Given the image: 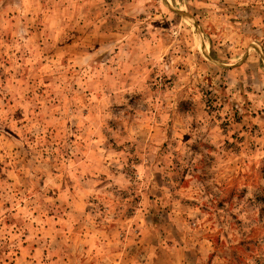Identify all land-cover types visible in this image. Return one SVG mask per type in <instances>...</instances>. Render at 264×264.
Returning <instances> with one entry per match:
<instances>
[{"label": "rangeland", "instance_id": "1", "mask_svg": "<svg viewBox=\"0 0 264 264\" xmlns=\"http://www.w3.org/2000/svg\"><path fill=\"white\" fill-rule=\"evenodd\" d=\"M164 2L168 6L167 0ZM31 3L32 0H5L4 6L0 7V32L14 39L17 47L23 45L27 48L26 51L23 48L17 51L10 42H5L0 51V80L13 88L17 85L39 86L35 94L42 97L45 106L43 124L46 129L38 136H26L27 143L20 147L16 142L21 140L22 132L18 129L22 125L16 123L14 129L11 122L24 120V109L17 108L8 121L0 120V264H146L152 251L156 253L152 264H156L157 257L161 255L159 244H167L171 248L174 240H181L185 233H195L201 228L216 230L205 236L210 250L204 256L209 264H238V253L246 248L251 249L248 259L252 264H264V157L257 155L248 171H241L237 178L227 183L217 184L215 188H200L199 176H191L188 168L181 171V162L189 152L199 154L202 149L209 152L215 149L210 139L198 142L189 133H184L172 145L171 164L167 163L165 152L163 157H158L159 163L149 158V163H154L159 169L157 171L147 169L139 157H129L125 167L118 169L110 160L113 153L123 151L122 146L112 140L105 143L102 128L100 134L81 133L100 124L105 113L109 116L123 113L124 101L128 100L129 94L125 93L123 99L112 96L104 101L93 92L90 98L95 97L101 104H107L104 112L90 111L87 107L74 110L76 105H83L86 101L70 85V76L66 73L70 66L78 71L84 65L92 66L82 51H76L88 46V32L78 27L79 41L70 39L66 44L56 46L54 54L30 43L32 30L26 18L30 15ZM109 4L111 0H104L103 5L96 4L91 16L100 36H104L106 31L110 33L106 46L108 43L118 45L112 49V55L108 52L103 54L111 63L113 55L121 52L120 45L125 51L128 49L125 41L129 33L117 28L116 22L103 11L104 5ZM168 7L176 15L171 21L166 17L153 20L152 27L157 31L172 30L184 14L183 9ZM244 11H251V8L245 7ZM216 15L222 16V13ZM236 20L237 17L229 16L227 22L235 26ZM215 27V24L211 25L212 31ZM221 31H224L223 26ZM241 32L242 35L237 33L241 44L249 35L257 39L256 34L243 28ZM14 33L17 35L13 36ZM140 39L143 40L142 37ZM231 44V40L220 44V51H217L212 47V40H209L207 48L201 42V50L212 61L211 71L219 77V84H212V75H205L203 80L216 88L217 95L221 92L229 94L228 85L233 78H236L237 88L245 89L240 93L244 98L243 106L233 99L231 114L223 113L227 100L219 105L223 118L217 114L216 119L225 133L231 121L240 124L247 115L241 114V107L252 106L247 94L257 98L264 95V43L258 41L253 44L249 40L246 46L238 45V58H234ZM146 46L152 47L148 42ZM92 47L100 48V44H92ZM254 55L258 58L253 59ZM95 59L97 65L104 67L103 58ZM116 59L119 60L118 55ZM165 79L171 77L165 73ZM195 83L208 98L205 104L209 115L217 112V101L212 99L211 88L203 87L200 78ZM131 95L139 97L140 93ZM4 100L6 104L13 103L7 97ZM128 102L131 103L130 100ZM185 103H188L187 108ZM194 107L191 94L178 97L176 119L183 121ZM68 113L72 114L75 123L62 118ZM251 115L256 118V112ZM107 123L114 125L111 120ZM252 127L255 130L258 125L253 124ZM69 128L75 135L66 136ZM236 135L232 133L233 141ZM66 140L78 149L74 155L73 150L66 151ZM225 144L236 151L231 141L225 140ZM161 147L167 149L168 142L165 141ZM133 163L136 165L134 169L129 167ZM129 176L141 178V183L147 187L140 184L120 187L113 183L114 177H119L122 184ZM212 193L216 198L209 203L204 197ZM226 206L240 208L241 213L247 214L251 225L247 231H240L243 222L233 216L235 223L231 227L240 231L241 238L229 245L224 243L228 238L227 232L217 225L218 217L214 215L216 210ZM193 209L198 210L195 218L188 215ZM100 218L104 219L105 227L98 225ZM24 224L28 227H22ZM65 241L76 250L75 254H71ZM195 247L199 249L201 245ZM200 255L192 248L177 253L182 264H191L193 260L198 264Z\"/></svg>", "mask_w": 264, "mask_h": 264}, {"label": "clouds", "instance_id": "2", "mask_svg": "<svg viewBox=\"0 0 264 264\" xmlns=\"http://www.w3.org/2000/svg\"><path fill=\"white\" fill-rule=\"evenodd\" d=\"M4 4L5 0H0V7ZM96 4L103 5L104 0H32L29 5L30 15L26 19L32 30L29 34V42L47 49L52 54L55 53L56 46L64 45L70 39L79 41L76 31L78 27L85 28L88 32V46L76 51H82L87 56V60L92 62V66L84 65L79 71L70 66V71L66 73L70 76V85L86 101L83 105H76L74 110L87 107L90 111L104 112L107 104H101L95 97L90 98L93 92L104 101L112 96L123 99L125 93L129 94L128 100L124 101L123 113L115 116L105 113L100 124L90 126L81 133V135L84 132L100 134L102 128L105 143L112 140L122 146L121 153L112 154L111 163L122 169L129 157H139L147 169L157 171L159 169L155 168L154 163L160 162L158 157H163L167 152L165 158L167 163L171 164L173 143L184 133H189L198 142L210 139L211 146L215 150L209 152L207 149H202L199 154L189 152L181 162V171L188 168L191 176H199L200 188H215L217 184H224L237 178L241 171H248L249 165L256 161L257 155L264 157V119H261L264 116V95L257 98L247 94L252 106L241 107V114L247 113V115L240 124L231 121L225 133L220 128V121L216 116L219 114L223 118V113L231 114L234 110L231 104L233 99L243 106L244 98L240 93L245 89L237 88L236 78H233L228 85L229 94L225 95L221 92L217 95L216 88L203 80L205 75H212V84L217 86L219 84V77L211 71L212 61L201 50V42L207 48L209 40H212V47L220 51V44L231 40L230 50L234 58H238L236 55L240 53L238 45L246 46L249 40L253 44L258 41L264 43V0H223V2L207 0V3L205 0H175V2L167 0V5L173 9L184 10L180 22L174 25L172 30L167 31H157L152 27L153 20L166 17L171 21L176 15L169 11L164 0H111V4L104 5L103 11L116 22L117 28L129 33L125 41L128 49L125 51L123 45H120L121 52L113 55L111 63L103 54L108 52L112 55V49L118 45L108 43L106 46L110 33L106 31L104 36H100L99 30L95 28L91 10ZM245 7L251 8V11L245 12ZM141 13H143L142 18ZM217 13H222V16H217ZM96 15L99 13L97 12ZM229 16L237 17L235 26L227 22ZM213 24L216 25L215 31L211 28ZM89 25L92 27H88ZM221 26L224 31H221ZM241 28L256 34L257 39H252V35H249L241 44L237 36V33L243 34ZM15 35L17 34L14 33L13 36ZM177 36L180 39H176ZM141 37L143 40L140 39ZM6 41L10 42L17 51H21L22 48L27 50L23 45L17 47L14 39L0 32V51L5 47ZM146 42L151 43V49L146 46ZM95 43H99L100 48L92 47ZM88 49L91 51L89 52ZM252 51L254 53L255 49ZM116 55L119 56V60L116 59ZM97 57L104 59V67L101 68L96 64ZM257 58L253 56V59ZM84 68L87 70L84 71ZM165 73L171 79L166 80ZM197 78H200L203 87L211 88L212 99L217 101V112L212 115H209L205 104L208 98L204 97L196 87ZM38 90V85L26 87L17 85L13 88L0 80V120L8 121L17 108L24 109V120L11 122L14 129L16 123L22 125L21 129H18L22 132L21 140L16 142L20 147L27 143L26 136H38L46 131L43 124L45 106L42 104V97L35 94ZM132 93H140V96L131 95ZM188 94H191L195 107L183 121L177 120L176 100ZM4 97L12 100L13 103L6 104ZM52 99L55 100L56 97ZM129 100L131 103L128 102ZM224 100L228 103L224 104ZM220 104H224L223 113L219 110ZM184 107L187 108L188 103H185ZM252 112H256L255 119L251 115ZM62 118L75 123L71 113ZM109 120L114 122L113 126H109L107 123ZM253 124L258 125V128L254 130ZM232 133L237 134L234 141ZM71 135L75 133L69 128L66 136ZM225 140L231 141L236 151L229 149ZM165 141L168 142L167 149L161 147ZM65 144L66 151L73 150V155L78 150L67 140ZM149 158L154 163H149ZM105 159L108 157L105 156ZM129 167L134 169L136 165L133 163ZM113 183L120 187H127L130 184L147 187L146 184L141 183V178L132 179L131 176L124 179L122 184L119 177H114ZM204 198L211 203L216 198L215 193L205 195ZM5 211L11 212L9 209ZM120 211L122 212L123 209ZM197 211L193 209L188 215L195 218ZM214 215L218 217L217 225L227 232L225 245L234 244L241 238L240 231H247V228L251 227L247 214L241 213V209L235 206L218 209ZM233 216H237L243 222L240 231L231 227L235 223ZM98 225L106 226L103 218H100ZM22 227L28 225L24 224ZM215 231V228H201L195 233H185L181 240L172 242L171 248L167 244H159L161 255L157 257L156 264H182L177 253L189 248L201 253L198 264H209L204 256V253L210 250L205 236ZM65 244L71 254H75L76 250L72 245L68 241H65ZM197 244H200L201 248L196 249ZM250 251L251 249L246 248L238 253L240 257L238 264H252L248 259ZM153 256H156L155 251L151 252L146 264H152ZM191 264H197V260H193Z\"/></svg>", "mask_w": 264, "mask_h": 264}]
</instances>
